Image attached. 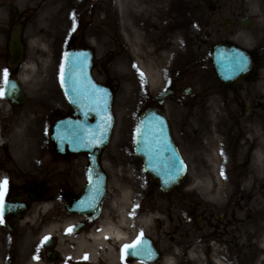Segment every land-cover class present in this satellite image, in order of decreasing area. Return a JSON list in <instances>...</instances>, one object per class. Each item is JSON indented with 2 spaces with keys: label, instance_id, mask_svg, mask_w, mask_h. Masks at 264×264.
Instances as JSON below:
<instances>
[{
  "label": "rangeland",
  "instance_id": "obj_1",
  "mask_svg": "<svg viewBox=\"0 0 264 264\" xmlns=\"http://www.w3.org/2000/svg\"><path fill=\"white\" fill-rule=\"evenodd\" d=\"M55 8L62 9L63 21L59 26H50L45 21L49 19L45 11ZM164 8V13L166 10L169 12L166 22L171 21L172 25L165 35L178 33L181 40V49L173 55L165 78L168 80L174 73L182 71L176 87L182 94L183 87L190 86L200 98L191 102L188 97L190 101L186 100L184 106L175 102L163 105L173 139L187 166L186 176L175 191L164 196L156 195L151 204L149 194L155 187L151 186L150 178L141 170L140 160L132 152L136 119L145 108L154 105L152 98L162 91L163 82L160 89L152 90L143 75H134L133 64L124 61L130 44L127 32L117 27V22L121 21L117 17L115 0H0V29H3L0 47L4 48L6 41L4 31L9 34L17 24L22 25L25 58L17 76L22 80L26 95V102L20 108H10L7 104V114L0 119L5 121L0 140L7 147V155L0 152V158L8 161V167L22 172H40L36 177L49 181L45 184L51 187L56 182L57 185H68L70 191L80 190L85 158L64 160L51 156L45 144L48 136L43 128L47 113L59 105L65 108L59 88V73L64 47L71 36L73 44L81 42L94 51V78L108 83L114 90L115 124L102 160L112 190L106 209L111 208L114 214V204L129 190L133 192V203L144 207L143 216L137 220L149 218V211L160 220L163 216L156 211L164 214V233L170 231V235L162 236V232L156 229L146 233L156 238L158 245H163L164 237L170 243L181 236L185 243L192 245L191 248L205 246L204 261L179 256V264H214L209 258L212 244L224 251L225 261L228 258L227 261L237 264H259L257 260L259 256L261 258L262 250L256 245L249 247L246 239L249 227L253 230L250 242L264 234V178L255 174V156L251 151L255 145L252 124L264 118V18L261 17L264 0H168ZM246 17L252 19V25L244 30L238 21ZM225 20L230 23L223 28ZM222 41L248 50L259 49L258 62L262 69L255 82L240 85L231 92L217 86L209 57L211 49ZM197 60L201 63L198 70L193 69ZM194 74H199L201 86L193 81L191 76ZM131 80L138 86L136 93L128 87ZM212 86L217 87L216 91ZM212 98L216 99V106H212ZM216 107L217 115L213 113ZM231 120L237 123L236 127H231ZM248 137L250 140L247 142ZM216 138L219 143L221 141L223 152L225 150L226 167L232 170L231 190L221 202L210 203L198 191L197 183L204 186L207 182L213 185L216 181L213 174H207L212 162L208 157L209 146L204 147ZM151 205H154L153 209ZM204 209L207 211L201 215L204 221L200 226L189 220L195 217L193 212L200 214ZM223 219V226L218 227L221 233L213 237L212 233L216 232L213 226H218ZM69 221L77 220L66 212L64 200L38 202L16 232L17 264H22L29 246L36 248L38 245V237L43 230L37 226L43 223L56 222L55 248L65 259L72 253L75 255V244L68 239L67 228H63ZM151 226H154L153 221L147 227L140 225L138 229L148 232ZM174 227L178 229L171 231ZM175 252L169 256L180 253ZM103 263L108 264L106 260Z\"/></svg>",
  "mask_w": 264,
  "mask_h": 264
},
{
  "label": "water",
  "instance_id": "obj_2",
  "mask_svg": "<svg viewBox=\"0 0 264 264\" xmlns=\"http://www.w3.org/2000/svg\"><path fill=\"white\" fill-rule=\"evenodd\" d=\"M19 30L18 26L10 34L8 48L11 65H16L22 60L23 47ZM237 55L247 58L246 67L239 72L231 68V58ZM76 58H80L77 66L71 68L70 65ZM91 59L92 54L88 50L75 49L64 55L60 85L73 111L74 119H65L55 124L50 140L54 155L88 154V184L78 198L68 202L67 210L94 217L105 187V176L100 170L98 158L101 150L108 145L114 118L111 93L107 88L96 84L90 75ZM213 66L223 83L234 85L250 69V60L245 52L224 47L214 54ZM10 82L15 87L9 85L4 96L10 104L20 105L24 101L21 90L16 81ZM133 151L142 160L143 171L148 173L164 192L172 190L185 173V166L172 140L166 117L157 109H147L141 114L134 136ZM141 241L144 251L133 256V249H128L124 254L148 263L153 262L157 254L152 243L146 238H141Z\"/></svg>",
  "mask_w": 264,
  "mask_h": 264
},
{
  "label": "bare ground",
  "instance_id": "obj_3",
  "mask_svg": "<svg viewBox=\"0 0 264 264\" xmlns=\"http://www.w3.org/2000/svg\"><path fill=\"white\" fill-rule=\"evenodd\" d=\"M116 13L119 21L117 27L127 32V39L130 44V51L128 57L124 56V61L134 66L135 73H142L143 77L149 88L152 90L160 89L161 83L164 81L167 66L171 64L173 55L181 49V40L178 33L172 36H166L171 25V21L166 22V18L169 12L164 13V5L168 0H115ZM261 10V8H260ZM47 20H45L50 26H59L63 17L60 12L62 9L55 8L54 10L46 9ZM262 19L264 13H261ZM52 18V19H51ZM174 25V24H173ZM168 37L170 42H168ZM126 38V37H125ZM134 57L136 60L132 58ZM264 80V74H263ZM20 81H22L20 79ZM264 85V83H263ZM128 87L131 92L136 93L135 89L138 88L137 84L131 80L128 83ZM158 91V90H157ZM212 106H216V99H210ZM8 106L2 98H0V111L7 113ZM214 110V109H213ZM215 115L219 114L218 109L213 112ZM213 114V116H214ZM215 117V116H214ZM216 131V130H215ZM252 139H254L255 145L252 148V152L255 156V174L257 177L264 178V118L257 120L252 124ZM208 133H210L208 131ZM215 138V137H214ZM250 138H247V142ZM208 142V141H207ZM221 143V141H220ZM218 139H214L210 143H206L204 147H208V157L212 162L207 174L214 176L215 182L212 185L207 182L204 186L198 185V191L203 197L210 203H219L230 192V178L232 170L226 167L228 161L227 156L220 148ZM35 154V151H31ZM223 153V154H222ZM223 170L224 175H221ZM209 176V175H208ZM133 184V183H132ZM133 193V192H132ZM132 193L128 190L122 194L115 204V213L106 215L100 222L96 232H92L86 237L84 234L67 235L68 239L75 244L76 253L68 255V258L64 263L69 262L73 264H102L106 260L108 264H119L118 250L121 246L128 244L134 236L140 233H149L139 230L140 225L146 227L150 225L152 217L136 220L135 229L132 231L131 219H132ZM72 222H65L63 228H69ZM57 223L48 224L42 232L43 236L56 235ZM247 239L249 247L254 245L262 250V256L258 257L257 262L264 264V234L258 237L255 242H250L253 230L249 227L247 231ZM264 233V232H263ZM205 246L195 245L188 252L187 258L196 259L198 262L206 259ZM211 254L209 258L214 264H237L235 262H229L224 260V251L218 250V248L209 247ZM217 249V250H216ZM222 251V252H221ZM84 255H87V260L84 259ZM180 254L178 256L168 257L160 262V264H179ZM131 264H141L140 262H133Z\"/></svg>",
  "mask_w": 264,
  "mask_h": 264
},
{
  "label": "flooded vegetation",
  "instance_id": "obj_4",
  "mask_svg": "<svg viewBox=\"0 0 264 264\" xmlns=\"http://www.w3.org/2000/svg\"><path fill=\"white\" fill-rule=\"evenodd\" d=\"M8 55L7 50L2 47H0V71L2 70L3 66V57H6ZM253 59V55H252ZM6 69V68H5ZM253 77V76H251ZM250 77V78H251ZM173 84V83H172ZM176 94V90L174 87H171ZM191 92V89H190ZM192 97L194 99L197 98V95L192 94ZM182 101H185L187 98L180 97ZM8 161H3V158H0V180L2 181L3 186V192H2V198L4 201H9L11 199H17L18 202L25 207V211L23 214L19 215V218H16V215L8 216L3 218V223L0 224V263L1 264H17L18 261V254L16 251V244L15 241L18 240V236L16 232L18 231L21 222L25 221V217L27 214L31 212V210L37 206V203H35L28 193V189H32L34 186H38L41 189V193L43 195L42 202H46L47 200L51 199L52 195L56 193L57 184L56 182H53L52 179H49L53 182V186L51 187L50 184H45L47 180L40 179L41 177H36V174L33 173H27L26 171L20 172L18 168L8 167ZM23 178V179H21ZM7 180V184L3 185V182ZM49 182V181H47ZM67 181H65V184ZM61 186L59 190L57 191V195L59 198L68 200L71 197L78 194V192H73L72 190H68V185H59ZM51 187V188H50ZM50 188V189H49ZM54 189V190H53ZM110 187L108 188V193L106 196V200L102 204L101 208V214L104 212H107L106 206L110 199ZM39 208V207H38ZM15 214H18V212H14ZM46 223H43L42 225L38 226L37 228H42ZM83 225V232L84 234L90 233L95 230L96 228V222L95 221H89L87 219H84L82 222ZM178 228H172V230H176ZM170 233V232H169ZM164 228H162V236L164 234ZM170 235V234H169ZM181 235V234H180ZM174 237V236H172ZM183 237H178L176 240H172V242L168 243V240L164 237L163 240V247L160 255V258L164 261L169 256V254L173 251V248H183L184 253L186 252V249L189 246V243H185L183 240ZM51 244L50 248H45V243L42 244V247L38 244L36 248L32 246L30 248L29 246V252L24 255V258L22 259V264H33V263H40L43 262L44 264H48V256L55 254V245L54 243L49 242ZM34 257H39L38 259H34ZM57 258V257H56Z\"/></svg>",
  "mask_w": 264,
  "mask_h": 264
},
{
  "label": "snow or ice",
  "instance_id": "obj_5",
  "mask_svg": "<svg viewBox=\"0 0 264 264\" xmlns=\"http://www.w3.org/2000/svg\"><path fill=\"white\" fill-rule=\"evenodd\" d=\"M73 20H74V17H73ZM74 30H75V26H73V31ZM79 59L80 58H76V60H74L72 62L70 67L71 68H75L77 66V63H78ZM246 65H247V58L244 57L243 55H237V56H234V57L231 58V68L235 72H239V71L244 70ZM141 75H143V74L141 73ZM9 85H11V87H13V88L15 87V85L11 84V82L8 80V72L5 69L4 73H3V83L0 84V98H2L5 95V91H6V89H7V87ZM101 142H102V137H101ZM181 167H182V164H181ZM178 174H179V170L177 171V175ZM221 175L222 176L224 175L223 170H221ZM166 183H167V181H166ZM6 184H7V180H5L3 182V185H6ZM0 186H2V185H0ZM0 223H3V205H2V202H0ZM72 230H73L72 228H69L66 231L68 233H70V232H72ZM141 236H142V234H141ZM49 239H50V237H44V239H43V241H41V243L44 244ZM141 245H142L141 237L138 236L137 240L134 241L133 244L124 245L123 249H122V252L125 251V250H128V249H133V251L131 252V255L136 256V255L140 254L142 251H144V249L141 247ZM149 255H150V253H149ZM38 258L39 257H34V259H38ZM84 259L87 260V255H85Z\"/></svg>",
  "mask_w": 264,
  "mask_h": 264
}]
</instances>
